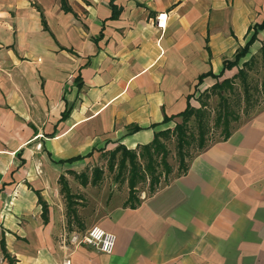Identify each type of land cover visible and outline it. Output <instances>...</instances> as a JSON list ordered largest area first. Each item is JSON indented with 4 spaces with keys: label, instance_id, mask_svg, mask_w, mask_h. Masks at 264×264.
<instances>
[{
    "label": "crops",
    "instance_id": "crops-1",
    "mask_svg": "<svg viewBox=\"0 0 264 264\" xmlns=\"http://www.w3.org/2000/svg\"><path fill=\"white\" fill-rule=\"evenodd\" d=\"M250 39L264 0H0V264H264V108L133 208L63 188L199 107ZM95 225L112 253L68 243Z\"/></svg>",
    "mask_w": 264,
    "mask_h": 264
},
{
    "label": "rangeland",
    "instance_id": "rangeland-1",
    "mask_svg": "<svg viewBox=\"0 0 264 264\" xmlns=\"http://www.w3.org/2000/svg\"><path fill=\"white\" fill-rule=\"evenodd\" d=\"M237 67L240 70L242 69L246 75L245 83L240 77L232 79L230 78L231 88H224V90L222 89L221 91V94L228 98V110H235L239 117L237 120L229 121L231 131L247 120L256 111L264 108V54H262L260 50L253 52L249 47L248 53L244 57L240 58ZM234 71L236 72V70ZM245 89L249 91V99L245 98ZM211 90L212 89H209L208 92L202 93L199 99V103H205L204 109L206 114L204 125L206 130V144L220 140L222 137L221 132L223 128V124L220 123L215 125V122L217 115L222 111V108L225 105ZM174 122L180 123L181 118L175 119ZM173 128L174 124L170 129L172 130ZM198 132V126L195 123L194 118H191L187 123V133L189 134L188 138L190 144L188 146H184L182 149L185 162L189 161V158L195 156L200 151L198 148ZM161 140L166 146V161L171 168V172L167 176V174L164 173L161 164L157 166V170L161 176L160 184L165 182L164 176L167 177L166 179L170 180L179 173V155L175 135L170 133L168 137L161 138ZM127 151L130 150L127 149ZM133 151L137 155L136 162L138 165H140V167L144 166L146 160H142L138 156L142 149L138 148ZM124 153L125 150H120L114 154H108L93 167H87L86 169L82 170L80 174L86 176L88 182L84 192L78 185L80 182L79 178H73L68 180V182L65 181L67 185H70V188H68V186L67 188L73 193L72 196H75L77 193H79L80 195L85 194V196H94L99 198V200H107V203L111 200L115 203L126 202L129 196V185L127 179L129 176L130 166L128 159H126L125 167L120 174V176L123 177V180L117 178L120 161L122 157L125 156ZM159 185H157L156 188ZM134 190L138 198L149 195L151 191L149 178L146 179L145 182L137 183Z\"/></svg>",
    "mask_w": 264,
    "mask_h": 264
},
{
    "label": "trees",
    "instance_id": "trees-1",
    "mask_svg": "<svg viewBox=\"0 0 264 264\" xmlns=\"http://www.w3.org/2000/svg\"><path fill=\"white\" fill-rule=\"evenodd\" d=\"M252 43H253V39H250L245 44L244 47H242L235 53L232 61H224V69L231 68V67H237L240 58L244 57L248 53L249 47L251 46ZM260 51L262 52V54H264V48H261ZM222 74L223 73L219 75V78L222 77ZM202 77H204V75L199 78L201 79ZM236 77H240L241 80L245 83L246 75L244 74L242 69L240 70L238 67H237V71L233 74L231 79L236 78ZM231 79L225 78V79H222L221 81H217L215 84H213L209 88V89H212L211 91L215 93L220 98L221 102L225 105L222 108V111L217 115L216 122H215V125H218L220 123L223 124L222 132H221L222 133L221 139H226L231 132L229 121L239 119L238 114L235 110H228L229 108L227 106L229 104L228 98L224 97L221 94L222 89L224 90V88H231ZM209 89H206L204 92H208ZM201 94L202 93H200V96L198 97L199 99L201 97ZM248 94H249V91L245 89L244 95L246 99H249ZM204 107H205L204 102L199 103V107H193L189 104L184 111L176 115H173L172 117H169V118H181V122L175 123L174 128L172 130L170 128H167V129L156 132L153 140L149 144L142 145L139 147L142 149L141 153H139L138 155L139 158L142 160L143 159L146 160L144 166L142 167H140V165H138V163L136 162L137 160L136 153L130 149H129L130 151H127V149L124 146L120 145L116 147L115 150L109 153L111 155L120 150H123V151L125 150V153H124L125 156L122 157L120 161L119 173L117 175L118 176L117 178H120L122 180H123V177L120 176L121 171L125 167L126 159H128L129 161L130 170H129V176L127 179L128 185H129V196H128L127 201L124 202V206L133 208L139 204L140 199L136 196V193L134 190L136 188L137 183L145 182L146 179L149 178V185H150V190H151L150 194H152L156 190V186L160 184V177H161L160 173L157 170V166H159V164H161L164 170V173H166L167 176L171 172V168L166 161V154H167L166 146L161 140V138L168 137L170 133L175 135V139H176V143L178 147V155H179V173L176 176L186 171L188 167V163L190 159L192 158V157L189 158V161L185 162L184 153L182 150L184 146L186 145L188 146L190 144V141L188 138L189 134L187 133V123L189 122L191 118H194V121L199 128L198 148L201 151L203 148L207 146L206 137H205L206 130H205V125H204L206 111ZM169 118L165 117V120L166 119L168 120ZM134 130H138V128L135 127ZM78 178L80 179V184L86 186V184L88 183L86 176L80 174ZM166 178L167 177L164 176L165 182L168 181V179ZM63 188L67 189L66 182H63ZM68 197L70 198V195H68Z\"/></svg>",
    "mask_w": 264,
    "mask_h": 264
},
{
    "label": "built area",
    "instance_id": "built-area-1",
    "mask_svg": "<svg viewBox=\"0 0 264 264\" xmlns=\"http://www.w3.org/2000/svg\"><path fill=\"white\" fill-rule=\"evenodd\" d=\"M165 20L166 15H158V27H164ZM68 243L73 247L90 246L101 253L110 254L115 248L116 235L95 225L90 227L87 231L83 233H72L69 237ZM63 264H69L68 259H65Z\"/></svg>",
    "mask_w": 264,
    "mask_h": 264
}]
</instances>
